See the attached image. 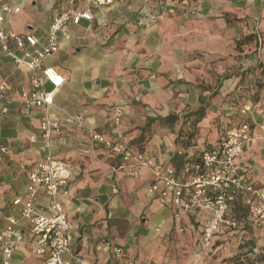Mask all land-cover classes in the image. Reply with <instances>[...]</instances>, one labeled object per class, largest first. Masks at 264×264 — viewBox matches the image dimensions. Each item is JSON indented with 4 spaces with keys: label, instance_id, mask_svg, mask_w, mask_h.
Instances as JSON below:
<instances>
[{
    "label": "crops",
    "instance_id": "1",
    "mask_svg": "<svg viewBox=\"0 0 264 264\" xmlns=\"http://www.w3.org/2000/svg\"><path fill=\"white\" fill-rule=\"evenodd\" d=\"M1 1L20 8L7 17L5 29L34 35L36 49H44L65 0ZM92 14V22L71 26L72 38L62 40L43 63L66 80L49 109L62 128L53 136L51 150L75 167L70 194L60 199L74 236L66 259L118 264L113 250L122 247L123 260L136 264H264V227L250 224L240 202L230 214L240 228L215 235L210 251L197 257L206 216L176 217L170 201L163 202L158 193L149 196L154 178L147 169L133 177L113 171L119 161L110 152L85 155L87 138L66 123L62 111L84 116L107 138L125 142L158 165L173 166L182 177L203 151L220 145L227 128L247 121L252 134L260 136L264 0H115ZM10 51L13 56L0 48V76L10 101L9 111L0 114V231L13 216L30 240L21 206L13 202L25 200L29 174L46 157L41 134L46 112L24 106L22 94L32 89V73L15 62L23 52L14 43ZM256 103L259 109L241 113ZM116 108L123 114L119 126ZM117 127L120 135L115 137ZM238 163L254 187H264L262 141L246 146ZM36 208L48 212L43 191ZM11 264H45V259L29 244H20Z\"/></svg>",
    "mask_w": 264,
    "mask_h": 264
},
{
    "label": "built area",
    "instance_id": "2",
    "mask_svg": "<svg viewBox=\"0 0 264 264\" xmlns=\"http://www.w3.org/2000/svg\"><path fill=\"white\" fill-rule=\"evenodd\" d=\"M115 0H65L54 16L47 35L44 49H36L39 40L34 35H19L5 29L7 17L18 14L19 7H12L0 0V48L10 51L14 43L23 57H15V62L28 68L32 73V89L22 94L26 108L44 109L46 115L41 123V134L45 141L47 154L37 164L28 177L25 200L17 198L13 204L21 206L20 214L29 227L32 238L29 240L18 229V219L7 218L8 226L0 231V250L2 264H11L17 246L29 244L36 255L45 259V264H74L66 259L72 252L74 240L72 225L61 197L70 194V183L75 172L72 164L59 160L52 152V138L62 133L61 124L50 117L49 109L55 106V97L65 84V77L52 67H44V60L53 55L61 46L62 40L72 38L71 26H78L83 21L92 22L94 9L113 5ZM37 50L35 53L32 50ZM51 89H47L46 85ZM7 84L0 76V114L9 111ZM260 104L245 105L241 113L246 115ZM65 121L77 127L87 138L88 146L83 149L85 155L98 157L101 150L110 152L118 158L119 164L113 171H124L129 176H137L142 169L150 171L154 178L147 194H159L163 202L173 205L176 217L182 213L192 215L204 214V223L200 227L201 240L197 257L207 251L215 235L227 234L238 230L240 222L230 217L234 205L240 202L248 212V218L254 227H264V187L256 188L248 180L238 163L248 145L264 143V122L261 123V135L256 137L251 132V125L243 121L225 130L220 145L214 150L203 151L199 160L192 163L185 177L179 176L171 165H158L140 151L133 149L125 142L107 138L101 131L89 126L82 115H75L62 110ZM116 125H120L122 111L115 110ZM115 137L120 135L117 127ZM35 142V137H32ZM43 191L48 198V212L36 208L39 193ZM118 264H136L134 259L123 260V248L113 250ZM76 264H87L79 260Z\"/></svg>",
    "mask_w": 264,
    "mask_h": 264
},
{
    "label": "rangeland",
    "instance_id": "3",
    "mask_svg": "<svg viewBox=\"0 0 264 264\" xmlns=\"http://www.w3.org/2000/svg\"><path fill=\"white\" fill-rule=\"evenodd\" d=\"M248 213V212H247ZM231 214V213H230ZM231 217V216H230ZM232 218V217H231ZM257 228H262V227H257ZM212 247V244H210L209 248L207 249V251H210V248ZM196 253H198V251H196ZM196 255V254H195Z\"/></svg>",
    "mask_w": 264,
    "mask_h": 264
},
{
    "label": "trees",
    "instance_id": "4",
    "mask_svg": "<svg viewBox=\"0 0 264 264\" xmlns=\"http://www.w3.org/2000/svg\"><path fill=\"white\" fill-rule=\"evenodd\" d=\"M173 118H174L173 116L168 117L169 120H173ZM236 260H238V258H237ZM235 262H236V261H235Z\"/></svg>",
    "mask_w": 264,
    "mask_h": 264
}]
</instances>
